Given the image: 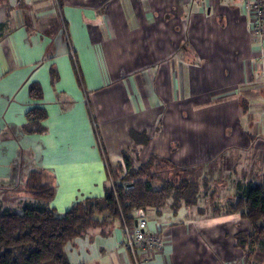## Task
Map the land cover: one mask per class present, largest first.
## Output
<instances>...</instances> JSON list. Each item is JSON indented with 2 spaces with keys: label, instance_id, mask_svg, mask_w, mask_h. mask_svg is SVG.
Here are the masks:
<instances>
[{
  "label": "crops",
  "instance_id": "obj_1",
  "mask_svg": "<svg viewBox=\"0 0 264 264\" xmlns=\"http://www.w3.org/2000/svg\"><path fill=\"white\" fill-rule=\"evenodd\" d=\"M240 3L0 0L7 179L19 155L23 170L33 154L60 214L104 197L125 155L137 166L154 154L192 166L201 186L193 206L137 212L149 231L170 224L163 250L136 262L113 223L73 238L71 264H255L263 254L246 257L238 240L251 223L227 209L239 185L264 182V40L251 35ZM34 107L47 113L42 133L24 129ZM208 193L219 196L202 202Z\"/></svg>",
  "mask_w": 264,
  "mask_h": 264
},
{
  "label": "trees",
  "instance_id": "obj_2",
  "mask_svg": "<svg viewBox=\"0 0 264 264\" xmlns=\"http://www.w3.org/2000/svg\"><path fill=\"white\" fill-rule=\"evenodd\" d=\"M51 70L55 78L57 71ZM41 94V85L33 83L30 95L40 99ZM46 115L42 107L30 109L25 131L42 133ZM123 165L110 170L112 179H119L114 186L110 180L104 197L86 198L64 214L48 205L56 194L55 187L45 179L43 170L33 169L26 179L32 201L24 202L21 211L0 204V264H71L66 245L90 228L113 223L133 227L137 212L144 214L149 208L160 211L169 202L177 210L199 200L201 186L192 166H178L157 154L139 166L125 155ZM181 172L185 177L179 180ZM156 180L161 181L158 187L153 185ZM127 184H132L131 188ZM205 185L209 188L206 182ZM238 187V198L230 209L251 223L250 233L241 235L238 241L246 257L253 258L259 249L264 254V182ZM107 211L112 219L104 221L101 214Z\"/></svg>",
  "mask_w": 264,
  "mask_h": 264
},
{
  "label": "built area",
  "instance_id": "obj_3",
  "mask_svg": "<svg viewBox=\"0 0 264 264\" xmlns=\"http://www.w3.org/2000/svg\"><path fill=\"white\" fill-rule=\"evenodd\" d=\"M245 11L248 13L250 33L255 40H264V0H242ZM132 184H127L131 188ZM150 221L146 218L136 220L133 227L124 225L123 244L131 251L135 261L141 256L163 250L168 242L170 224H162L155 231L147 228Z\"/></svg>",
  "mask_w": 264,
  "mask_h": 264
},
{
  "label": "rangeland",
  "instance_id": "obj_4",
  "mask_svg": "<svg viewBox=\"0 0 264 264\" xmlns=\"http://www.w3.org/2000/svg\"><path fill=\"white\" fill-rule=\"evenodd\" d=\"M241 3L240 5L242 6L243 1L240 0ZM4 149L7 147L3 146ZM31 162L28 164V166L26 167V165H24L23 170L21 169V163L23 162L21 160V157L19 155V158L17 159V161H14L13 164H11L12 168L10 173L12 172V175L10 177H8V173L9 170H5L3 168L0 167V174H3L5 176H0V204L5 206V207H12L13 209L17 210V211H21L22 210V204L26 201H32V197L31 194H29L26 189V179L28 177V174L33 170L32 167L35 166L36 164L34 163L35 161V157L32 154L31 156ZM33 163V166H32ZM1 166H4V163L0 164ZM34 167V169H36ZM176 176V175H175ZM185 177V174H183L182 172L180 173L179 176V180L183 179ZM119 179V177H118ZM117 178H114L111 180V184L114 186L115 182H117L116 180H118ZM161 184V181L156 180L153 185L154 187H158ZM46 194H48L47 192H45ZM226 194V193H225ZM219 196V193L217 194ZM217 195H213V194H206L205 197L203 198L202 202L205 203V201H208V199L210 200H217L218 197H216ZM207 196V197H206ZM224 197V195H223ZM222 197V198H223ZM225 199H227V197H224ZM232 205H230L231 207ZM230 207L227 208L228 210H230ZM209 211L211 210V208L208 209ZM213 211V210H211ZM101 219L102 220H111L112 216L111 214L107 211L104 212L103 214H101ZM252 259V258H251ZM255 264H262L264 262V254L262 253H257L256 258H255Z\"/></svg>",
  "mask_w": 264,
  "mask_h": 264
}]
</instances>
